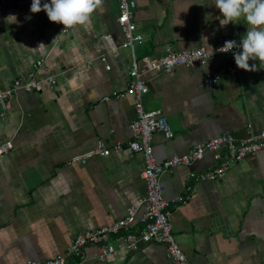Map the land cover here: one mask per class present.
Returning a JSON list of instances; mask_svg holds the SVG:
<instances>
[{"label":"crops","instance_id":"crops-1","mask_svg":"<svg viewBox=\"0 0 264 264\" xmlns=\"http://www.w3.org/2000/svg\"><path fill=\"white\" fill-rule=\"evenodd\" d=\"M59 2L72 11L65 34L58 31L65 21ZM119 13L118 0H0V89L28 73L57 77L40 91L18 90L10 108L0 110V145L13 144L0 153V264L54 258L77 234L124 218L131 205L137 217L143 212L144 158L128 147L136 98L105 100L130 83L132 52L124 46ZM135 20L144 37L135 47L138 58L162 56L167 46L213 50L229 36H264V0H138ZM243 61L232 72L230 56L221 53L203 65L144 74V109H160L174 131L172 138L155 133L157 161L217 136L241 141L264 130V53H244ZM208 74L218 75L216 85L207 84ZM101 141L112 150L107 156L95 152ZM214 154L208 150L161 176L165 198L175 201L176 240L189 264H264V149L185 197L189 174L214 167ZM99 254L90 245L71 264H174L162 244L104 260Z\"/></svg>","mask_w":264,"mask_h":264},{"label":"built area","instance_id":"built-area-1","mask_svg":"<svg viewBox=\"0 0 264 264\" xmlns=\"http://www.w3.org/2000/svg\"><path fill=\"white\" fill-rule=\"evenodd\" d=\"M93 2H82L77 10L78 13L86 11ZM119 16L117 21L124 34V46L129 47L132 52V65L129 70L130 83L125 92H114L112 96L105 97L109 100L112 97H120L124 94L134 95L136 98L137 117L131 124L132 140L128 147L133 152H139L144 158L142 176L146 181V194L141 200L143 212L137 217L138 207L131 205L127 215L110 226H103L95 230H87L77 234L70 247L62 254L45 261H29L26 264H71V260L84 255V250L90 245L98 246L100 249L99 258L104 260L107 255L115 254L119 250L135 251L144 244H162L167 248V254L174 261V264H189L187 255L176 240L171 214L173 203L164 196V186L161 176L178 165H190L195 160L201 159L208 150L214 151L217 160L214 167L200 172L189 174L187 194L190 197L195 191L199 182L205 180H217L223 177L229 165L241 161L248 155L256 154L264 149V130L258 134L251 135L246 140H235L228 135H221L195 145L192 149L183 154H175L172 157L157 161L154 154L153 137L155 133L161 132L167 138L174 136V131L167 117L162 111H147L143 107L142 97L149 90L144 74L150 71L169 72L178 66H195L206 64L213 55L226 53L230 56V67L236 72L243 67V54L262 55L264 53V36L255 41L245 38L226 37L216 43L213 50L205 47L177 51L170 46L166 47V53L159 57L145 55L138 58L135 47L137 43L144 40L143 35L138 32L135 20V11L138 0H118ZM57 10L65 17V21L58 27L61 34L67 33L73 27L72 11L64 5L57 3ZM110 38L109 35L106 36ZM142 67H140V63ZM42 61H38L41 65ZM110 68V65H107ZM57 81L55 74H48L44 80L38 78L35 73H28L26 77H17L8 88L0 89V110L2 114L10 108L12 98L20 89L25 91H40L43 83L54 85ZM218 82V75H207V84L214 86ZM13 147L11 141L0 145V153H6ZM114 150L120 152L123 145H116ZM107 156L112 150L100 142L95 151ZM91 155L90 153L86 156ZM184 199V197H182ZM180 198L179 200H181ZM117 241L118 246L112 244L111 240Z\"/></svg>","mask_w":264,"mask_h":264}]
</instances>
